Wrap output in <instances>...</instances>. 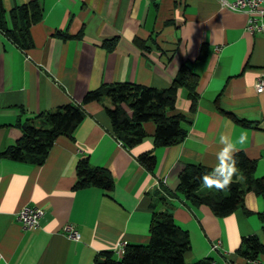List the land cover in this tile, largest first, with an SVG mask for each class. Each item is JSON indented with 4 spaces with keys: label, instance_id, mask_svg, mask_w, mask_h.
<instances>
[{
    "label": "crops",
    "instance_id": "crops-1",
    "mask_svg": "<svg viewBox=\"0 0 264 264\" xmlns=\"http://www.w3.org/2000/svg\"><path fill=\"white\" fill-rule=\"evenodd\" d=\"M29 1L2 0L7 18L14 6ZM38 1L42 15L30 26L29 49L0 31V153L21 136L18 122L65 103L79 104L102 84L165 88L186 62L199 76L198 97L190 111L186 91L179 90L177 110L189 121L183 123L185 138L174 145L155 147V124L146 121V136L125 147L110 132L105 106L112 103L105 96L83 105L85 117L74 137L58 136L43 163L0 155V264H94L105 250L119 259L120 243L149 241L154 210L170 212L187 232L186 262L249 264L239 249L254 234L264 241V196L246 191L243 207L219 217L182 195L160 201V186L174 191L187 164L214 168L224 133L234 141L246 135L238 148L256 159L255 176L264 177V91L254 89L264 73V33L247 31V13L228 9L225 0ZM113 37L117 43L109 51L102 41ZM150 150L156 159L152 170L138 158ZM85 155L93 166L110 170V190L73 187L76 163ZM24 205L43 209L38 227L25 229L16 219ZM67 223L79 231L78 239L63 233ZM257 260L264 264V253Z\"/></svg>",
    "mask_w": 264,
    "mask_h": 264
},
{
    "label": "trees",
    "instance_id": "trees-1",
    "mask_svg": "<svg viewBox=\"0 0 264 264\" xmlns=\"http://www.w3.org/2000/svg\"><path fill=\"white\" fill-rule=\"evenodd\" d=\"M42 6L38 0H30L14 6L7 18L0 0V31L26 50L32 46L30 34L31 24L40 20ZM80 36V33L79 35ZM135 41L144 48L142 42ZM117 37L103 39L102 45L107 50H113ZM204 50L200 58L204 57ZM168 55H165L167 60ZM199 76L184 62L171 83L165 88H156L135 82L117 81L102 84L94 90L87 91L81 103H65L52 111L41 112L35 118L18 122L22 134L13 145L6 147L0 155L15 161L41 164L44 162L50 147L60 135L74 137V133L85 117L83 105L109 97L112 107L105 106L109 116L111 134L125 147H131L146 136L144 123L153 121L155 130L153 143L155 147L169 146L180 143L186 136L183 126L188 122L187 115L177 110L176 102L180 89L186 91L190 101V111H194L197 102V84ZM235 121L251 126L252 122L233 116ZM139 161L149 170L155 166L156 159L152 151L141 153ZM235 159L237 172L231 185L223 191L215 188L200 190L202 182L199 179L204 174H210L213 167L201 164H187L179 173V181L174 191L160 186L163 196L160 201L166 202V196L182 195L191 203L205 204L216 216L222 217L232 213L238 207H243V196L246 191H252L264 196V177L255 176L256 159L249 158L244 151L239 150ZM114 178L106 167L93 166L88 155L82 156L76 163V180L74 188L96 186L110 190ZM264 222V213L260 214ZM264 231V224H262ZM189 248V237L174 220L168 211H153L149 228V241L145 244L126 243L125 250L119 259L112 251H102L94 264H212V258H205L188 263L184 252ZM264 253V241L254 234L245 237L239 249V254L248 260L257 259Z\"/></svg>",
    "mask_w": 264,
    "mask_h": 264
},
{
    "label": "built area",
    "instance_id": "built-area-1",
    "mask_svg": "<svg viewBox=\"0 0 264 264\" xmlns=\"http://www.w3.org/2000/svg\"><path fill=\"white\" fill-rule=\"evenodd\" d=\"M224 6L233 11H244L247 13V22L245 29L251 33H264V0H225ZM254 89L256 92L264 91V73L257 76ZM43 209L38 206L24 205L16 212V219L25 229L36 228L40 224V218L43 215ZM63 233L72 239L80 237L76 227L67 223L63 226ZM219 242L215 244V247ZM126 243L122 242L118 246V253L122 255ZM249 264H257V259L248 260Z\"/></svg>",
    "mask_w": 264,
    "mask_h": 264
},
{
    "label": "clouds",
    "instance_id": "clouds-1",
    "mask_svg": "<svg viewBox=\"0 0 264 264\" xmlns=\"http://www.w3.org/2000/svg\"><path fill=\"white\" fill-rule=\"evenodd\" d=\"M246 140L247 137L244 133H241L235 141L227 133L220 135L219 143L221 147L215 154L217 164L210 174H204L199 178L203 187L223 191L231 185L237 172L235 155L240 150L238 145H243ZM149 147L151 146L149 145ZM238 243L239 241H237Z\"/></svg>",
    "mask_w": 264,
    "mask_h": 264
},
{
    "label": "rangeland",
    "instance_id": "rangeland-1",
    "mask_svg": "<svg viewBox=\"0 0 264 264\" xmlns=\"http://www.w3.org/2000/svg\"><path fill=\"white\" fill-rule=\"evenodd\" d=\"M206 188V187H205Z\"/></svg>",
    "mask_w": 264,
    "mask_h": 264
}]
</instances>
